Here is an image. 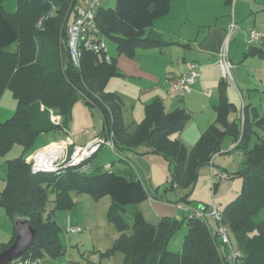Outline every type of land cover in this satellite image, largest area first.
<instances>
[{"label":"trees","instance_id":"1","mask_svg":"<svg viewBox=\"0 0 264 264\" xmlns=\"http://www.w3.org/2000/svg\"><path fill=\"white\" fill-rule=\"evenodd\" d=\"M5 1L0 0V99L5 90H11L17 109L11 119L0 123V155H5L15 143L22 145L26 154L45 135H56L53 143L67 139L73 110L82 101L90 110L100 112L103 129L99 137L108 139L113 134L115 151L136 152L148 146L170 163L172 177L166 193L192 188L200 167L221 154L225 139L231 137L245 158V167L239 173L244 184L242 192L221 213L220 223L227 229L233 249L240 254L235 264H264V135L256 129H264V117L259 109L250 104L243 107L244 116L239 113L228 99L227 84L222 81L220 99L214 106L216 120L191 150L172 136L185 129L192 114L180 108L167 112L159 98L145 106L143 121L130 132L124 121L122 96L108 90L111 79L123 73L117 59L109 56L106 45L100 53L83 49L79 67L69 55L68 28L84 1L16 0V13L6 11ZM172 1L116 0L115 8L106 9L100 0L96 23L101 39L105 42V38H110L119 55L132 59L139 49L168 45L152 28L170 12ZM234 114L237 116L232 117ZM53 116L61 121L54 123ZM255 136L258 143L251 146ZM92 158L59 175L34 174L24 156L7 160L8 174L6 187L0 193V206L15 229L17 222L27 220L37 231L34 244L12 264H51L50 260L63 257L60 236L64 229L54 215L71 211L77 197L85 194L96 199L109 195L112 199L108 219L120 236L112 249L101 252L103 257L116 250L123 255L121 264H233L229 249L219 236L218 222L206 217L209 205L202 210H184L182 219L162 216L151 220L140 208L150 199V193L133 168L119 166L115 161L109 164L110 168L102 165L93 170ZM189 198V194L181 198L184 205L191 202ZM166 200L171 203L167 197ZM197 212H203L205 217H197ZM211 221L216 222V229ZM183 226L188 231L182 249H171ZM16 236L17 230L11 241L0 245V253L14 243Z\"/></svg>","mask_w":264,"mask_h":264},{"label":"crops","instance_id":"2","mask_svg":"<svg viewBox=\"0 0 264 264\" xmlns=\"http://www.w3.org/2000/svg\"><path fill=\"white\" fill-rule=\"evenodd\" d=\"M233 1L231 0V2ZM254 1V6L249 5L245 7L243 14H240L237 8L238 16H228L227 7L231 5L228 6L226 0H173L170 12L166 16L159 18L152 28V31L159 33L168 45L139 49L133 59L128 58L124 54L111 53V57L117 59L118 67L123 73V76L111 79L108 84V90L116 91L122 96L125 102L124 121L130 132L135 131L137 126L143 121L145 117V106L159 98L164 101L167 112H172L180 108L192 114V119L185 129L172 136L173 139H179L188 150H191L202 133L216 120L217 115L214 106L218 104L220 99L219 85L222 81L227 84L226 95L228 99L237 107L239 113L242 112L243 116V107L245 105L251 104L255 106L256 104L252 101L254 96L251 93L253 92L260 95L259 102L261 104L259 106H262V111L264 112V76H251L248 78L249 67L244 64L246 59L250 57L253 60L264 57V41L262 44L249 43L250 32L253 30L260 32L264 36V19L262 18V15H264V0ZM83 5H85V2H83ZM233 17L237 22L243 19L246 20V25L242 24L241 29L239 28L232 35L228 44L229 57L233 64L231 79L225 77L224 71L218 61V55L225 46L228 37V28ZM249 30L252 31L247 32ZM247 48H250L249 53L247 52ZM252 49L257 50L255 55H252ZM193 63L199 65L202 76L192 86L191 94L182 99L170 95L167 86L168 78L189 72L191 64ZM247 84L250 85L247 86ZM240 87H246L249 91H252L248 93L249 102L242 103L241 110L236 103L237 98L235 96V93L240 94ZM209 91H212L210 96L207 95ZM132 92L136 97H133L129 101V96L132 95ZM259 106L255 107L259 109ZM236 116L237 114H234L232 117ZM85 132L83 134L85 137H88L90 131L88 133ZM100 134H95L84 144L79 145L74 143L68 135L65 144L75 147L85 146L92 142V139L95 140L99 137ZM43 137L42 142L35 148L33 154L43 152L41 150L47 146L57 144L52 142L56 135H45ZM44 142L51 143L50 145L44 146L46 144ZM234 146H236L235 142L229 143L227 144L226 150ZM108 149L116 155H112L113 157L109 155L110 159L108 161H101L99 163L100 166L109 165L118 161L117 164L119 166L133 168L140 178H143L140 170L143 169L146 171L149 169L151 171L153 167L152 161H158L159 159V155L155 156L157 154L152 153L148 146H142L136 152L126 153H118L109 147ZM33 154L26 159L27 162H29V158ZM121 158L124 159L121 160ZM161 159L163 158L161 157ZM212 172L217 176L222 174L216 172L215 166ZM5 187L6 181L0 182V193ZM178 196L181 197L179 194ZM86 200L88 198L82 197V195L77 197L76 207L70 212L72 218L69 222L66 219L68 216L66 212L61 211L62 213H60L58 211L55 213L54 218L56 221L62 228H68L69 233H80L88 228V225L79 219L80 209L86 205L84 204ZM151 200L152 197L140 206L151 220L156 221L162 216H172L182 219L186 215V212L181 209L183 204L171 206L167 204L170 202H164L155 198V205H153L150 203ZM189 200L191 201L190 198ZM164 206L171 208L166 207L164 209L162 208ZM188 208L192 209L189 206ZM76 209L78 210L75 212ZM72 229H79V231L72 232ZM16 230L17 228L15 229L14 222L7 215L5 209L0 206V245L11 241ZM113 234V240H116L115 237L117 235L115 233ZM80 242H83L82 239ZM98 250L102 251L101 248H98ZM121 258L117 259L115 264H121L123 260ZM70 260H67V262ZM63 263L61 260L57 264ZM78 264L82 263L78 262ZM87 264L95 263L88 261Z\"/></svg>","mask_w":264,"mask_h":264},{"label":"rangeland","instance_id":"3","mask_svg":"<svg viewBox=\"0 0 264 264\" xmlns=\"http://www.w3.org/2000/svg\"><path fill=\"white\" fill-rule=\"evenodd\" d=\"M101 4L106 9L115 8L116 0H101ZM254 4H255L254 0H240L239 3L238 0H234L231 3V6L227 7V11H228L227 15L238 16L239 13L243 14L245 7H248L249 5L254 6ZM4 8L9 13H16L17 1L6 0L4 2ZM237 8L239 13L237 11ZM262 18L264 19V15H262ZM238 24L241 29L242 24L246 25V20L243 19L241 21H238ZM250 31L252 30H249L247 32ZM252 32H254V30ZM258 33L264 38V36L260 32ZM105 43L108 47V53L110 57H111V53L112 54L119 53L116 43L113 42L110 38L106 39ZM249 50L250 48H247L248 53L250 52ZM248 59H246V61L244 62V64L247 67H249L248 78H250L251 76L252 77L264 76V61H263L264 57L255 60H253L252 57ZM230 78L232 79V74L230 75ZM249 85L250 84H247V86ZM240 88H241L240 94L235 93V96L237 98L236 103L239 109L241 110L242 103L249 102L248 93H251L252 91H249L248 88L246 87L245 88L240 87ZM251 95L254 96L252 98V101L256 103L255 106H259L261 104V102H259L260 95L255 92L251 93ZM129 97H130L129 101H131L130 99H133V97L136 96L132 92V95H130ZM16 109H17V101L15 100L12 91L9 89L5 90L2 95V98L0 99V123L6 122L7 120L11 119L16 113ZM259 111L261 112V117H262L264 113L262 111V106H259ZM57 119H58L57 122L59 123L60 118ZM102 129H103V123L99 111L90 110L89 108L86 107V105L82 101L76 104L73 110V120L69 131L70 139H72L74 143H76L77 145L84 144L89 138H91L95 134L99 135L102 132ZM256 129L258 130L260 135H264V129H260L257 127ZM87 130L90 131V134L88 135V137L87 136L85 137L83 133ZM43 138L44 137H41L37 141L36 145H34V148L26 154H24L23 146L18 143H15L13 144V146H11V148L8 150V152L5 155H0V182L6 181V177L8 174V167L6 164L7 160L19 158L21 156H24V158L27 159L31 154H33L32 152H34L35 147L40 145ZM62 140L64 141L62 142L59 141V144L62 143V147L64 148V150L61 151L60 153L64 155H60V156L64 158L66 154L67 157L70 158L75 148H77V146L75 147L73 145L71 146L68 144L66 145L65 142H67L66 141L67 139H62ZM229 143L230 144L234 143L231 137H227L225 139L222 146L223 153L217 154L211 160V162H213L214 164H211L210 162L209 164H205L200 167L198 171L197 180L192 186V188L189 189L180 188V189H176V191L169 190L166 193L165 190L170 185L169 182L172 177L170 163L164 159H161V157H159L158 155H155L158 156L159 159L158 161L156 160L152 161L153 167L151 168V171L149 169H147L146 171L143 169L140 170L143 177L141 179H143L147 190L149 191V193H151L152 200L150 201V203L155 205L154 203L155 198L161 200L162 197H163L162 201L167 202L166 200L167 197L168 200L171 201V203H167L168 205L174 206L179 203L183 204L181 198L189 194L191 202H188V204L185 206H189L192 209L202 210L205 208V205H209L211 208L215 203L220 213H222L226 208V206L230 202L234 201L238 197V195L242 192L243 184H244V178L239 174L240 171H242L245 167L244 165L245 159H244L243 151L240 148H236L238 144L236 142H235L236 146L230 148L229 150H226L227 144ZM256 143H258V137L255 136L252 138L251 146H253ZM55 145L57 144L51 145L50 147L47 146L43 148L41 151L49 150V149L51 150L52 148L55 147ZM80 147H84V146H80ZM33 155H35V153ZM109 155L113 157L112 155H116V154L111 152L108 149V146H103V148L96 155H93L94 156L93 158L91 157L92 158L91 167L96 169L97 167L100 166L99 163L101 161H108L110 159ZM214 166L216 172L227 173L230 178L220 179V175L217 176L212 172ZM232 175H234V177ZM178 194L181 197H179ZM82 197L88 198V200H86L84 203L86 205L82 209H80L79 219L81 222L86 223L88 225V228L80 233H69V229L67 228L68 229L67 231V229L63 227L64 232H62L60 239L65 254L63 255L62 258L57 257L50 261L54 264H57L61 260L65 263L67 262V260L71 259L70 260L71 264H78V262L82 264L83 263L87 264L88 261H92L95 264H115L117 259H119L120 257L123 258L121 252L115 250L113 254L109 256L107 255H105V257L101 256V252H106L114 247V243L120 236V233L116 229L115 225L111 223L108 219V211L112 205V199L109 195H105L100 199H96L95 197L92 196L91 198L87 194L82 195ZM50 198L53 199L54 195L51 194ZM49 207H50V203H49ZM146 207L149 208L147 205ZM166 207L171 208L169 206H164L162 208L165 209ZM77 210L78 209H76L75 212ZM71 211L66 212V214L68 215L66 218L68 219V222L72 218L70 214ZM60 213L62 212L60 211ZM262 219L264 220V214L262 215ZM211 225L214 229H216L217 224L215 221H211ZM187 231L188 229L186 226H183L181 228L179 234L171 244V249L174 250L182 249L184 238L187 234ZM113 233L117 235L115 237L116 240H113L114 238ZM128 233L129 234L132 233L131 229L128 231ZM81 239L83 242H80ZM98 248H101L102 251L98 250Z\"/></svg>","mask_w":264,"mask_h":264},{"label":"built area","instance_id":"4","mask_svg":"<svg viewBox=\"0 0 264 264\" xmlns=\"http://www.w3.org/2000/svg\"><path fill=\"white\" fill-rule=\"evenodd\" d=\"M85 5L78 6L76 10V17L74 22L68 28V48L69 55L72 59V62L75 66H80V58L82 50L93 51L95 53H100L106 50L105 42L101 39L100 30L96 23V13L100 5V0H83ZM240 26L238 22L233 17V20L228 28V37L225 43V46L218 55V61L221 68L224 71L225 77L231 75V69L233 64L229 57L228 44L232 38V35L239 30ZM264 38L257 32L254 31L250 34L249 43H258L262 44ZM109 60V58H108ZM202 76V73L199 69V65L196 63L191 64V69L189 72L169 77L167 80L168 92L172 96H177L180 98H185L192 92V86L196 81ZM212 91L207 92V95H211ZM58 117H52L54 123H58ZM85 133H88L85 132ZM113 134L107 139L104 137H99L92 142L88 143L84 147L75 148L72 156L69 158L65 154V157L62 158L60 152L64 150L62 143L59 145V150H56L55 154L44 155L41 152L35 153L29 159V162L32 166V172L34 174L38 173H55L57 175L61 174L68 167H80L84 164L85 161L90 159L93 155L97 154L103 146H108L113 151H115V145L112 140ZM59 144V143H57ZM54 145V144H52ZM50 147V146H49ZM62 148V149H61ZM66 149V148H65ZM45 151V150H44ZM211 164H214L211 162ZM86 168V167H85ZM110 168V165L107 166ZM87 169V168H86ZM213 170V169H212ZM228 175L222 173L220 179H226ZM181 209L188 211L189 208L185 205L181 206ZM197 217H205L203 212H197ZM206 217L212 218L218 222V233L222 242L228 247L230 255L229 259L235 264L236 259L240 256L236 252L231 244L227 229L220 223L221 222V213L218 210V207L214 203L213 206L209 209ZM72 232H78L79 229H72ZM31 263V262H30ZM27 262L26 264H30ZM64 264H68L64 263Z\"/></svg>","mask_w":264,"mask_h":264},{"label":"water","instance_id":"5","mask_svg":"<svg viewBox=\"0 0 264 264\" xmlns=\"http://www.w3.org/2000/svg\"><path fill=\"white\" fill-rule=\"evenodd\" d=\"M252 55L256 54L252 49ZM17 236L14 243L0 253V264H12L19 259L33 244L37 231L30 226L27 220L17 222Z\"/></svg>","mask_w":264,"mask_h":264},{"label":"bare ground","instance_id":"6","mask_svg":"<svg viewBox=\"0 0 264 264\" xmlns=\"http://www.w3.org/2000/svg\"><path fill=\"white\" fill-rule=\"evenodd\" d=\"M59 145L60 144H57V145H55V147L54 148H52L51 150L49 149V150H45V151H43V152H41L42 154H44V155H51V154H55V152H57L56 150H59ZM59 147V148H58ZM48 149V148H47Z\"/></svg>","mask_w":264,"mask_h":264}]
</instances>
